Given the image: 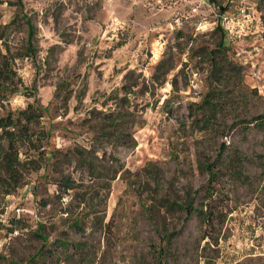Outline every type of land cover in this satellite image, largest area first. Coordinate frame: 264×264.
Listing matches in <instances>:
<instances>
[{
  "label": "rangeland",
  "instance_id": "obj_1",
  "mask_svg": "<svg viewBox=\"0 0 264 264\" xmlns=\"http://www.w3.org/2000/svg\"><path fill=\"white\" fill-rule=\"evenodd\" d=\"M10 22L0 113L44 110L39 168L0 187V264H264V0H0Z\"/></svg>",
  "mask_w": 264,
  "mask_h": 264
},
{
  "label": "trees",
  "instance_id": "obj_2",
  "mask_svg": "<svg viewBox=\"0 0 264 264\" xmlns=\"http://www.w3.org/2000/svg\"><path fill=\"white\" fill-rule=\"evenodd\" d=\"M229 5L226 4L220 7V11L223 13L227 11ZM21 17L24 19L27 26L28 38L26 45L23 47L18 56H29L33 53L34 45V33L35 27L32 24L30 17L26 14L20 6ZM11 23L4 24L0 30V104L7 101L8 95L17 91L16 88L11 86L12 84V73L11 68L12 55L10 54V49L4 38V28H7ZM215 29L220 33V39L216 45V49L209 50L208 54L214 59L215 54L219 50H224V36L226 35L223 26L217 22ZM214 66H217V61H215ZM44 108L40 104L28 103L25 108L18 109L16 111L6 110L0 113V187H4V194H10L17 189L19 186L22 175L25 170H37L40 165V156L37 158L25 156L20 158V147L24 144H28L31 148L38 151V154L42 153V146L39 140H33L31 134V126L39 121L42 117V112ZM261 117V116H259ZM113 123L117 122V117L112 119ZM123 132V131H122ZM121 132V133H122ZM43 133L44 132H40ZM120 133V134H121ZM46 134V133H45ZM121 143L123 146L128 145V140L124 138V135H119ZM37 141V142H35ZM35 142V143H34ZM132 145V144H131ZM82 154H80L81 156ZM209 166V165H208ZM208 171V191L212 192L211 182L215 177V172L211 167L207 168ZM73 187V181L70 178L64 180V188L70 189ZM207 198L212 201V194H207ZM163 206L169 204L170 199L166 197L160 198ZM175 201L172 200L171 203ZM191 203L188 202V205ZM196 209V208H194ZM188 210V209H187ZM197 210V209H196ZM201 214L202 219L209 225L213 222L215 209L205 204L204 209H198ZM160 253V252H159Z\"/></svg>",
  "mask_w": 264,
  "mask_h": 264
},
{
  "label": "built area",
  "instance_id": "obj_3",
  "mask_svg": "<svg viewBox=\"0 0 264 264\" xmlns=\"http://www.w3.org/2000/svg\"><path fill=\"white\" fill-rule=\"evenodd\" d=\"M240 11L242 12V11H244V10L241 9ZM225 12H226V11H225ZM225 12L221 13V18H220V20H219V23L223 26V28L225 29V31H227V30H228V27H226V26L224 25V21L227 22V20H228V19H231L232 16H228V15L224 14ZM221 22H222V23H221ZM193 88H196V84L193 86ZM17 210H19V209H17Z\"/></svg>",
  "mask_w": 264,
  "mask_h": 264
}]
</instances>
